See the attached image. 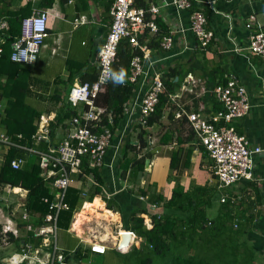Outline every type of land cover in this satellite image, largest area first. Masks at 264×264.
Here are the masks:
<instances>
[{"label": "crops", "instance_id": "obj_1", "mask_svg": "<svg viewBox=\"0 0 264 264\" xmlns=\"http://www.w3.org/2000/svg\"><path fill=\"white\" fill-rule=\"evenodd\" d=\"M194 1L197 8L207 14V27L214 33L210 46L204 50L199 48L190 29L189 10L179 11L174 6H166L165 3L171 0H156L151 4L159 6L158 17L168 27L167 35H173L174 46L171 51H164L162 46L156 50L150 49L147 46L149 39L141 43L150 50V58L144 61V73L139 78L134 97L148 88L157 73L162 78L169 70L180 69L181 66L188 67L191 63H198L200 69L196 71L194 77H188L183 81L181 88L172 95H176L177 99H170L171 102L165 109L159 124L146 126L143 122L140 126L142 119L137 112L129 119L126 115L120 122L113 134L112 145L106 153L104 165L101 167L104 184L101 185L100 192H96V181L92 174H83L81 178H74V173L72 174L73 182L69 187L77 190L83 203L74 213L68 230L63 229L58 234L62 245L59 246L56 242L57 253L64 256L66 264L70 259V256H67L68 260H66L64 253L67 246L74 248L72 251L81 247L83 257L87 255L89 262L100 261L109 252L115 254L113 245L117 243L118 235L125 231L132 232L128 227L131 212L149 203L148 196L140 194L141 189L154 185L155 191L162 193L165 199H168L176 183L173 178L178 179L179 184L186 191L197 185L217 184L218 180L213 171L214 160L199 143L188 123L177 117L180 110L177 104L188 111L201 112L210 117L211 114L206 112L208 106L203 100L207 91L204 84L206 78H202L204 70L207 72L214 70L218 77L224 75L225 79L233 76L246 87L252 107L247 115L235 122V128L240 135L247 137L252 145L264 148V58L249 52L251 31L245 27L247 15L256 12L261 29H264V0ZM110 2L111 0H55L52 7L41 10V0H0V30L8 28L7 19L12 17V13L29 3L33 8L32 14L35 11L49 13L48 37L45 44L41 48L36 63L25 65L32 71L33 78L32 93L28 102L43 112L39 127L47 122L49 128V122L55 118L60 100L53 97L58 90L62 92L61 98L67 97L69 100L70 89L76 83H81V76L95 66L99 68L97 52L109 33L112 21L110 13L112 6L108 13L106 11ZM181 29L184 30L181 31ZM157 33L149 32L151 36ZM193 52L198 55L196 54L194 61L189 63ZM71 72H75L72 85L66 84ZM189 78L192 79L191 83L187 82ZM177 80L178 78L175 79ZM76 106L78 114H81L86 107L83 103ZM4 107L5 101L0 102V111L4 110ZM140 129L148 132L149 141L147 147L139 152L138 158L149 154L150 157L146 161L149 160L150 163L148 166L145 164L144 171L138 174H132L131 169L123 174L120 163L123 160L125 140L131 137L132 143L137 145ZM67 133L61 129L57 131V144L64 140ZM166 133L171 140L164 144L162 139L165 135V138L168 137ZM178 136L182 140L192 137L181 145L185 147L190 163L188 166L180 167L179 165L177 168H172L171 157L180 147ZM9 149L0 146V159H2L0 163L3 162V157ZM135 155L134 152H129L128 158H133ZM85 160L93 168L87 158H84L82 164ZM25 163L26 160L23 167ZM49 187L54 193L55 200L57 189L54 186V180L49 183ZM233 188H235L232 190L234 197L243 198L245 203L240 209L242 211L240 218L246 220L251 226L247 240L254 245L259 261L264 262V155L255 157L253 178L241 181ZM92 194L94 196L90 200ZM27 195L28 191L21 187L0 185V264H11V258L17 255L26 256L19 264H33L32 261H35L37 256H45L48 250L50 238L39 233L44 223L40 227L34 226L39 215L25 207ZM97 199L101 201L102 206L94 209L95 214L88 212L79 217L85 205L94 203ZM106 211L113 213L114 217H109ZM141 216L145 223L149 219L152 226L153 221L150 215L142 214ZM82 226L86 228L84 231ZM31 234L36 238H32ZM39 235L42 236V242L39 247H35L34 243ZM134 236L135 247H140L143 239L135 233ZM91 244H104L107 248L106 253L92 252ZM13 247L15 248L12 249ZM1 250H6L8 255L1 256ZM54 264L59 262L55 261ZM68 264H85V262L78 259Z\"/></svg>", "mask_w": 264, "mask_h": 264}, {"label": "trees", "instance_id": "obj_2", "mask_svg": "<svg viewBox=\"0 0 264 264\" xmlns=\"http://www.w3.org/2000/svg\"><path fill=\"white\" fill-rule=\"evenodd\" d=\"M189 1L191 7L187 10L190 11V14L200 11L207 18V14L197 8L194 0ZM54 2L55 0H41V10L52 7ZM112 2L114 0L109 3L107 13ZM153 2L155 3L156 0H134L133 6L148 10ZM32 10L30 3L20 8L12 13V17L7 19L8 28L0 30L2 41L0 43L2 48L0 55V102L5 101L4 110L0 111V125L17 144V146L6 151L3 162L0 163V185L7 184L28 191L25 207L30 212L38 213L39 217L34 226L40 227L44 223L45 216L54 213L50 206L55 202L54 193L49 187V183L53 182L55 178L47 179L46 172L49 167H44L45 161L41 154L50 152V148L60 144H57V131L61 129L68 132L72 126V120L78 116V110L77 106H72L67 97L61 98L62 92L56 90L53 98L60 100V106L55 118L49 122L48 139L37 140L36 135L43 112L28 102L32 93V71L24 64L11 60L12 45L21 35L22 20L31 16ZM147 17H150L149 14ZM154 20L159 28L158 33L151 36L150 31L147 30L144 36L140 38V42L143 44L145 39H149L147 46L156 50L160 48L163 38L169 32L168 27L163 24L158 15ZM207 24L206 29H208ZM258 30L260 29L257 28L256 31ZM261 30L264 32V29ZM211 42L207 47L210 46ZM197 43L201 50L207 48L202 49L201 43L199 41ZM142 54L143 52L132 47L128 39L120 42L116 60L113 63V71L116 73V77L105 85L96 99V105L104 108V113L101 115L98 128L93 129V131L103 132L105 129H110L114 134L117 126L125 118L127 106L133 101L138 88L137 83L130 80L132 60L135 55L142 56ZM196 54L198 55L196 52L192 53L189 63L194 61V58L197 57ZM97 68L95 66L89 71L87 70L85 75L81 76L80 82L95 83L98 77ZM198 69H200L198 63H191L188 67L181 66L180 69H171L162 77L166 91L160 95L155 112L143 119L146 126L160 123L165 109L171 102L170 96L181 88L182 82L188 77H194ZM204 77L206 78L204 84L207 88L203 96L205 105L208 106L206 112L212 116L225 113L226 109L219 100L218 90L224 88L228 81L234 77L229 79H225L224 75L218 77L214 70L211 72L204 70L202 78ZM176 78H178L177 81H175ZM74 80L75 72H71L66 84L72 85ZM182 119L183 122H187L186 118ZM142 123L140 126L143 125ZM222 123H227L225 118L222 119ZM232 124L235 126V123ZM191 134L193 133L191 132ZM165 136L162 139L164 144L171 140L169 134L168 137L165 138ZM191 139L192 137L182 140L178 136L180 147L171 157L170 165L172 168H177L179 165L180 167L189 165V156L185 147L181 145ZM148 141V132L145 129H140L138 132L137 145L132 143L131 137L126 138L123 160L120 163L123 174L129 169L132 170V174L144 171L146 159L150 155L138 158V154L147 147ZM30 149L33 151H29ZM129 152H134L135 157L128 158ZM19 158H24L26 163L22 169L14 170L11 167V161ZM86 161L81 164L79 171L74 172V178H81L83 174H92L96 181V192L98 193L102 188L101 185L104 184L102 166L91 168ZM173 180L176 181L175 187L168 199H165L162 193L154 192V185H149L146 189L140 190L142 196H148L149 203L131 212L128 227L143 241L140 247H135L126 254L116 251L115 255H121L120 258H124L126 261L132 256L137 259L135 264H264L256 257L254 245L247 240L251 226L246 220L240 218L242 215L240 209L245 203L243 198L239 199L234 197L235 194H232V190L235 189L234 186L220 188L219 182H217L216 185L212 186L197 185L186 191L179 184L178 179L173 178ZM222 195L226 196L224 202L221 201ZM93 196L92 194L90 200ZM44 199L48 201L45 202ZM65 202L69 204V208L61 210L57 217V230L59 231H57L56 242L58 243L59 232L63 229L68 230L73 215L81 208L83 200L80 199L76 189L68 187ZM153 205H155L154 208H152ZM142 214L150 215L153 221L151 227H147ZM30 236L34 237L33 234ZM36 240L34 246L39 247L42 236L39 235ZM73 249L71 246L65 248V257L70 256L67 264L78 259H82L85 264L103 263L102 258L100 261L89 262L87 255L83 257L81 247L72 251Z\"/></svg>", "mask_w": 264, "mask_h": 264}, {"label": "built area", "instance_id": "obj_3", "mask_svg": "<svg viewBox=\"0 0 264 264\" xmlns=\"http://www.w3.org/2000/svg\"><path fill=\"white\" fill-rule=\"evenodd\" d=\"M231 1V0H228ZM254 2L257 0H247ZM134 0H114L111 7V25L109 33L97 52V62L99 66V75L95 83L75 84L69 92V101L76 106L83 103L85 110L76 116L71 123L67 136L56 147L50 148V152L42 153L47 168L46 177L55 178L54 186L57 189L55 202L50 206L54 213H49L44 218V224L39 230L40 235L49 236L53 239L52 248L48 247L45 256H37L33 264H54L58 261L60 264H66L64 256L57 253V217L61 210L68 209L65 202V195L68 187L73 182L72 174L79 171L84 158L89 159L92 167L103 166L106 153L112 145L113 134L110 129L103 132H95L101 122V115L104 108L96 105V99L105 85L116 77L113 71V63L116 60L117 50L120 42L128 39L129 43L136 50L143 52L142 56L135 55L131 64L132 82L138 83L139 78L144 73V61L150 58V50L146 45H142L140 38L147 30L152 33L159 31L155 22V17L160 13L158 5H151L148 10L136 8L133 6ZM166 6H174L177 10H187L191 7L189 0H171L166 2ZM149 14V18L147 15ZM48 11L33 12L29 17L22 21L21 35L12 45L11 60L24 65H33L36 63L41 48L48 37ZM207 18L200 12L195 11L190 15V29L196 40L201 43L204 49L213 40L214 33L206 29ZM245 27L251 31L248 50L252 54L264 58V32L261 30L256 12L247 15ZM258 29V31H256ZM184 29H181L183 31ZM164 51H171L174 46L173 35H167L161 43ZM2 48L0 47V55ZM192 79H188L191 83ZM165 85L159 73L155 74L152 83L145 91L138 94L135 99L129 103L126 110L128 119L139 113L141 122L144 118L155 112L159 103L160 95L165 91ZM219 100L224 104L226 112L219 115L207 117L201 112L188 111L185 107L177 104L179 112L177 117L186 118L188 125L195 133L199 143L207 150L214 160L213 171L219 182L220 188L233 187L241 181L251 180L255 157L264 155V148L254 146L250 140L240 135L235 123L240 118L247 115L252 107L248 91L245 86L240 84L237 79L231 78L224 88L218 90ZM172 100L177 96H170ZM228 123L223 124L222 119ZM230 123V125H229ZM43 125V126H42ZM48 124H41L36 138L48 139ZM0 146L9 149L17 144L1 128L0 125ZM26 149V148H24ZM29 151H33L30 149ZM40 153V152H39ZM2 161V159H0ZM25 160L22 158L11 161V167L14 170H20ZM226 196H222L224 202ZM47 202V199H44ZM155 205L152 206L154 208ZM104 244H91V251L98 254L106 253ZM26 256H14L11 264H19ZM32 264V263H31Z\"/></svg>", "mask_w": 264, "mask_h": 264}, {"label": "rangeland", "instance_id": "obj_4", "mask_svg": "<svg viewBox=\"0 0 264 264\" xmlns=\"http://www.w3.org/2000/svg\"><path fill=\"white\" fill-rule=\"evenodd\" d=\"M48 73H50V72H48ZM44 123L47 124V122H44ZM153 191L155 192V188L153 189ZM146 223H147L148 227L151 226V221L149 219L146 221ZM80 224H81V222H80ZM79 229L81 230L80 225H79ZM82 229H83L82 231H84L86 229L85 226H82ZM119 239H120V235H118L117 243L115 245H113V248H115L116 251H117V247L119 245ZM134 243H135V240H134ZM52 244H54L53 239H50L49 244H48V246H50V249L52 248ZM61 245H62V240L59 241V246H61ZM14 248L15 247H13L12 249H14ZM1 251H2L1 256H5V255L7 256L8 255L6 250H1ZM120 256H119V254L115 255L112 252H109L106 256H104L102 264H135V262L137 261V259L133 258L132 256L127 261L124 258H120Z\"/></svg>", "mask_w": 264, "mask_h": 264}, {"label": "water", "instance_id": "obj_5", "mask_svg": "<svg viewBox=\"0 0 264 264\" xmlns=\"http://www.w3.org/2000/svg\"><path fill=\"white\" fill-rule=\"evenodd\" d=\"M149 160L146 161V166L149 165ZM134 233L133 232H123L120 234V239H119V245L117 247V251L120 253H128L132 249L135 248L134 244ZM68 260V257L66 258Z\"/></svg>", "mask_w": 264, "mask_h": 264}, {"label": "bare ground", "instance_id": "obj_6", "mask_svg": "<svg viewBox=\"0 0 264 264\" xmlns=\"http://www.w3.org/2000/svg\"><path fill=\"white\" fill-rule=\"evenodd\" d=\"M101 206H102V203H101V201L99 199H97L94 203L86 204L85 207H84V209H83V211L79 215V217H82V215L83 216L86 215L88 212L94 213V209L95 208H99ZM99 212H100V210H99ZM107 214L109 215V217H114V214L113 213L107 212Z\"/></svg>", "mask_w": 264, "mask_h": 264}]
</instances>
